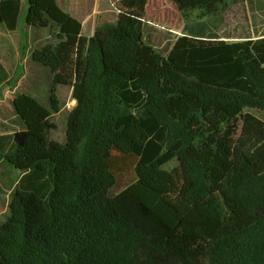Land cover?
<instances>
[{
	"label": "trees",
	"instance_id": "obj_1",
	"mask_svg": "<svg viewBox=\"0 0 264 264\" xmlns=\"http://www.w3.org/2000/svg\"><path fill=\"white\" fill-rule=\"evenodd\" d=\"M167 1L196 36L144 20L149 0H121L91 36L58 0H28L26 24L56 29L33 58L77 103L62 144L50 109L13 101L0 264H264V0ZM22 3L0 0L7 30ZM239 4L256 38L211 43ZM242 122L253 139L230 154Z\"/></svg>",
	"mask_w": 264,
	"mask_h": 264
},
{
	"label": "rangeland",
	"instance_id": "obj_2",
	"mask_svg": "<svg viewBox=\"0 0 264 264\" xmlns=\"http://www.w3.org/2000/svg\"><path fill=\"white\" fill-rule=\"evenodd\" d=\"M58 1L59 4L60 2L66 4L64 0ZM82 1L90 2V0ZM107 1L113 14L111 18L114 19L119 13L118 5L121 0ZM22 2L17 30L9 31L0 24V134L13 133L23 128V123L14 110L13 101L16 96L26 93L51 110V121L56 127L50 130L49 139L65 144L69 115L77 103L73 97V88L69 85L56 84L54 73L33 58L34 52L55 41L56 29L45 31L30 28L26 24L28 0H22ZM151 2L158 4L162 16L158 18L149 16L150 19L159 22L164 28H181L183 22L176 4L167 0H151ZM191 29L185 34L196 36ZM218 34L220 38L211 39V43L222 40H243L252 36V22L246 5L239 4L234 7L220 24ZM53 98L55 105L59 107L57 111L53 109ZM244 124L245 122H242L225 133L230 154L240 140L253 139L251 134H245L242 131ZM173 167L170 166V169ZM11 177L14 180L16 175L10 172L9 179ZM9 179L0 180V222L5 219L10 198L9 188L12 180Z\"/></svg>",
	"mask_w": 264,
	"mask_h": 264
},
{
	"label": "crops",
	"instance_id": "obj_3",
	"mask_svg": "<svg viewBox=\"0 0 264 264\" xmlns=\"http://www.w3.org/2000/svg\"><path fill=\"white\" fill-rule=\"evenodd\" d=\"M64 1L66 4H63L62 2H60V5L65 10H69L73 16H75L78 20L82 22L83 33L88 36L93 35L96 29L100 27L102 24L107 23V22H115L118 18V14L114 19L111 18L113 14H112L111 6L109 5V2L107 0H90V2L88 1L81 2V0H64ZM261 10L262 8L260 9L259 7L256 6V8L253 7L252 12L254 14L256 13L258 14L262 12ZM247 11L251 19V11L248 9V7H247ZM180 15H181V21L183 22L181 25V28L180 27H168V29L177 35H185V33H188L189 29L187 27L185 18L182 16L181 13ZM149 16H152L155 18L162 16L160 12V8L158 7V4L156 2L152 3L151 0H149V3L147 5L146 19L148 22H152L153 24L161 26L159 22L154 21L153 19H150ZM161 27H164V26H161ZM261 27L262 25H257V28H261ZM249 38H256V33L254 31L253 24H252V36Z\"/></svg>",
	"mask_w": 264,
	"mask_h": 264
},
{
	"label": "built area",
	"instance_id": "obj_4",
	"mask_svg": "<svg viewBox=\"0 0 264 264\" xmlns=\"http://www.w3.org/2000/svg\"><path fill=\"white\" fill-rule=\"evenodd\" d=\"M144 20H147V19H144Z\"/></svg>",
	"mask_w": 264,
	"mask_h": 264
}]
</instances>
